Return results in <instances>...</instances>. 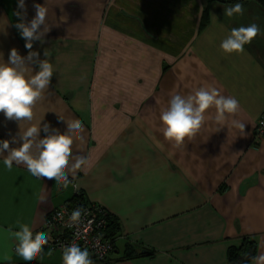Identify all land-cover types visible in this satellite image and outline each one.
Wrapping results in <instances>:
<instances>
[{
    "label": "crops",
    "instance_id": "obj_1",
    "mask_svg": "<svg viewBox=\"0 0 264 264\" xmlns=\"http://www.w3.org/2000/svg\"><path fill=\"white\" fill-rule=\"evenodd\" d=\"M35 3L45 0H25L28 21ZM236 3L244 14L225 16ZM17 4L0 0L5 62L13 47L28 54L13 26ZM48 6L50 24L63 14L67 23L52 26L44 43L33 42L40 59L47 49L54 67L35 122L63 133L59 116L79 119L84 142L74 144L73 155L89 157L92 166L65 189L23 166L6 169L0 156V264H28L15 254L7 228L28 223L35 232L79 192L119 226L115 249L101 264H229V249L246 238L256 241V255L264 251V135L255 134L264 113V7L256 0H49ZM251 23L260 34L244 52L223 53L220 43L231 29ZM202 85L239 100L245 135L226 127L216 132L210 119L174 147L157 130L160 109L172 93ZM18 132V123L0 113V141ZM48 251L30 264H62L61 250Z\"/></svg>",
    "mask_w": 264,
    "mask_h": 264
},
{
    "label": "clouds",
    "instance_id": "obj_2",
    "mask_svg": "<svg viewBox=\"0 0 264 264\" xmlns=\"http://www.w3.org/2000/svg\"><path fill=\"white\" fill-rule=\"evenodd\" d=\"M48 5L49 0H45L44 4L35 3V16L28 21L25 0H18L17 10L13 13L18 17V22L13 26L25 40L28 54L21 56L13 47L5 62L3 53L0 52V113L19 125V132L11 141H0V156H3V165L8 170L14 165L23 166L33 177L54 180L58 188L67 189L78 172L91 168L92 162L87 156L73 155L74 144L84 142L85 129L79 119H65L58 115L67 125L63 133L48 123L42 125L43 120L35 122L36 106L45 99L46 94H50L48 90L54 67L47 49L44 50L45 58L40 59V53L32 50L33 42L44 43L52 26L67 23V16L63 14L57 23L50 24ZM60 10L64 12L62 7ZM243 14L241 3L224 9V15L228 18ZM258 34L260 28L256 23L232 28L221 41L220 49L225 54L243 53L245 45L250 44ZM240 112L241 105L236 97L225 95L221 89L212 85H202L186 95L172 93L166 105L160 109V126L157 130L177 148L184 146L186 140L190 141L210 119L215 122L216 132L226 127L228 131L236 129L240 136H244L246 124L239 119ZM41 132L45 133L43 138H40ZM10 144L19 146L11 147ZM83 215H86L85 209H74L69 217L68 227L79 225ZM58 217L62 219L63 212ZM16 229L18 230L9 227L5 230L8 239L14 242L15 254L28 264L43 260L50 237L44 232L34 234L28 223L17 222ZM47 255H52L50 249ZM2 259L10 261L11 257L5 253ZM62 264L94 262L87 248L82 249L73 242L63 247ZM251 264H264V251L251 257Z\"/></svg>",
    "mask_w": 264,
    "mask_h": 264
},
{
    "label": "built area",
    "instance_id": "obj_3",
    "mask_svg": "<svg viewBox=\"0 0 264 264\" xmlns=\"http://www.w3.org/2000/svg\"><path fill=\"white\" fill-rule=\"evenodd\" d=\"M255 134L264 135V113L255 126ZM76 208L86 210V215L81 218L79 225L68 227L69 217ZM63 212V218L58 214ZM108 210L97 203L87 202L81 205H72L69 201L50 211L47 215L46 223L36 232H44L49 237L46 245L52 251L63 250L64 246L77 243L82 249L87 248L90 257L95 264L106 262L115 249L114 240L108 236L109 227Z\"/></svg>",
    "mask_w": 264,
    "mask_h": 264
},
{
    "label": "trees",
    "instance_id": "obj_4",
    "mask_svg": "<svg viewBox=\"0 0 264 264\" xmlns=\"http://www.w3.org/2000/svg\"><path fill=\"white\" fill-rule=\"evenodd\" d=\"M228 1H238V0H228ZM240 1V0H239ZM244 1V0H242ZM264 7V0H256ZM207 11V9H206ZM69 202L72 205H81L85 204L84 196L82 193L76 194L72 197ZM119 230L118 224L111 218L109 214V227H108V236H110L113 240V236L115 237L116 231ZM115 242V240H114ZM153 252L149 249H144L143 255H152ZM257 254V245L256 241L252 240L251 238H246L244 243L240 247H231L228 251V263L229 264H251V257L256 256ZM127 259L133 258L132 253H128L126 255Z\"/></svg>",
    "mask_w": 264,
    "mask_h": 264
}]
</instances>
